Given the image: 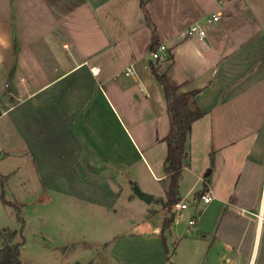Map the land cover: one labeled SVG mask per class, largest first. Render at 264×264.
<instances>
[{
  "label": "crops",
  "instance_id": "1",
  "mask_svg": "<svg viewBox=\"0 0 264 264\" xmlns=\"http://www.w3.org/2000/svg\"><path fill=\"white\" fill-rule=\"evenodd\" d=\"M154 1L152 12L153 0H0V193L14 206L0 198V247L5 231L14 243L23 238L3 215L24 227L25 209L50 228L82 227L95 250L115 245L125 221L119 208L134 202L125 172L139 164L163 196L141 221L153 227L142 261L124 264H166L159 235L168 218L161 180L169 121L154 61L143 59L154 37L166 51L154 66L178 93L199 90L203 114L178 180L188 207L163 233L172 260L264 264V0ZM152 192H143L151 202ZM88 262L120 264L113 255Z\"/></svg>",
  "mask_w": 264,
  "mask_h": 264
},
{
  "label": "rangeland",
  "instance_id": "2",
  "mask_svg": "<svg viewBox=\"0 0 264 264\" xmlns=\"http://www.w3.org/2000/svg\"><path fill=\"white\" fill-rule=\"evenodd\" d=\"M154 2L155 1L153 0L152 5H150V9L152 12L155 11V8H157L156 2ZM165 58L166 57H164L163 59ZM143 59L145 63L148 60L152 61L148 53H145ZM154 63L152 64L155 65ZM129 170L125 172V176L127 177V183L131 181V183H129L130 195L133 197L134 202H132L128 207L119 208L120 210L118 211V213L124 215L123 217L125 219V221H123V223L120 225L116 232V235H119L118 237L121 238L120 241L117 242L115 245L114 243H112L107 248L99 247V250H95L94 247L96 246V244L94 242H91L88 237L83 238L81 236V233L85 230L82 227H76V234H71L69 228H65V230L63 231L60 230V228L58 227L55 229L48 227L47 224L44 223L45 221L39 217V212H31L26 209L22 210L20 214L24 222V227L21 226V224L23 223H21V221H18L19 219H17L16 214L13 213V215L11 216L12 213H8L7 215L9 217L7 218L6 215H3V220H6L9 223L10 230H15L18 228L19 231L23 228L22 231L25 242L20 248L19 258L21 263L74 264L77 262L80 264H85L87 261L93 258H95L96 262L106 261L108 257H110V255H113L120 264H124L126 258H130V260L132 259L131 262H133V260L134 262L136 261V263L141 262L143 251L142 242H145L142 241V238H149V236H151V230L153 228L152 226H148L147 229H143L141 221L148 214V210L155 207L156 200L159 197H162L163 194L159 185L150 178L148 172L141 165L135 164L131 166ZM129 174L136 177L137 180H134L132 178L129 179ZM142 183L145 184L147 188H143ZM135 189H137L142 194L145 189L148 191H153V202L147 204L146 202L141 201L137 197ZM189 199L190 198H188V200ZM167 214L169 216V213ZM34 231H40L41 234L36 235L37 237H34ZM49 233L52 235V238L54 240V242L52 243H50L47 239V234ZM144 233V236L147 237L142 236V234ZM139 235L141 236L137 237ZM23 238H21V240H23ZM159 238L162 242L163 248L166 245L168 248V254L163 256V260L166 261V264H174L172 260L173 249L169 243V240H165V235V243L163 242V239L160 235ZM18 240L19 239L16 238L15 241ZM146 242V247L149 249V251H151V241ZM127 243L129 244L127 245ZM164 254L166 253L164 252ZM166 256L170 257L169 261L167 260ZM181 261H183V259Z\"/></svg>",
  "mask_w": 264,
  "mask_h": 264
},
{
  "label": "trees",
  "instance_id": "3",
  "mask_svg": "<svg viewBox=\"0 0 264 264\" xmlns=\"http://www.w3.org/2000/svg\"><path fill=\"white\" fill-rule=\"evenodd\" d=\"M147 24L149 18L144 15ZM157 46L154 44V37L150 46V52L155 51ZM170 57L168 56L167 59ZM150 72L154 76L157 83L161 86L163 91L164 101L166 103V112L169 121V128L163 141L166 144V154L163 160L164 178L161 180L165 188V200L161 205L169 213L160 229V236L165 243L163 233L173 222L174 214L170 212L171 207L180 201L178 196V180L182 171L183 159L186 151L185 145L191 131L192 124L202 117V112L195 104V96L199 90H193L186 93H178V88L166 76L165 72L158 71V68L152 63L149 65ZM2 179L0 178V185ZM0 198L3 204L12 206L3 198V193H0ZM20 221V218H18ZM21 232V230H19ZM3 244L0 247V264H22L20 261V248L23 240L19 242H12L14 235L10 231H5L1 234ZM165 245V244H164ZM80 264V263H74ZM86 264H94L88 262Z\"/></svg>",
  "mask_w": 264,
  "mask_h": 264
},
{
  "label": "built area",
  "instance_id": "4",
  "mask_svg": "<svg viewBox=\"0 0 264 264\" xmlns=\"http://www.w3.org/2000/svg\"><path fill=\"white\" fill-rule=\"evenodd\" d=\"M212 19L216 20L217 17L213 16ZM191 32H197L200 37L203 35V32L198 30L197 27L191 28ZM150 57H151L152 61H154V62L163 60V58L166 57L165 48L163 46H158L155 51L150 52ZM133 74H134V72H133L132 68L127 69V71L125 72L126 76H132ZM199 200L202 201L204 204H207L210 202L211 197L208 194H205V195L203 194L199 197ZM196 201H197L196 199H193V202H196ZM187 207H188L187 203L183 200H180L178 203L174 204L171 207L170 212L172 210L171 213H173L174 215H177L180 211L186 209ZM193 224H194V218H191L188 221V225L192 226Z\"/></svg>",
  "mask_w": 264,
  "mask_h": 264
},
{
  "label": "water",
  "instance_id": "5",
  "mask_svg": "<svg viewBox=\"0 0 264 264\" xmlns=\"http://www.w3.org/2000/svg\"><path fill=\"white\" fill-rule=\"evenodd\" d=\"M135 192H136L137 197L140 200H142V201H144L146 203H150L151 202V200H152V197L151 196L144 195L141 192H139L137 189H135Z\"/></svg>",
  "mask_w": 264,
  "mask_h": 264
}]
</instances>
